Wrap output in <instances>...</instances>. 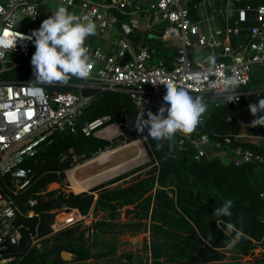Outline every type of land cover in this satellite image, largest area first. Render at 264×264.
Listing matches in <instances>:
<instances>
[{
    "label": "trees",
    "instance_id": "16d2710c",
    "mask_svg": "<svg viewBox=\"0 0 264 264\" xmlns=\"http://www.w3.org/2000/svg\"><path fill=\"white\" fill-rule=\"evenodd\" d=\"M6 76L35 79L30 67ZM263 83L264 78L252 75L244 88L258 89ZM45 86L49 91L72 88ZM83 92L93 93L94 99L78 117L77 129L54 134L51 142L43 143L37 154L24 162V166L32 168L34 177L25 189L12 194L19 209L16 222L23 226L20 241L10 244L5 253L14 257L6 264H86L90 259L114 256L116 245L105 244L100 250V244L106 235L124 233L147 232L148 236L137 252L122 253L112 264H243V255L257 246L264 248V168L258 161L236 164L232 150L241 146L264 156V138L253 141L240 135L264 137V126L251 127L256 117L248 108L250 103L264 98V89L237 103L211 101L194 129L196 133H207L211 140L207 155L201 158H195L192 141L179 148L175 137L164 141L158 150V142L145 137L147 129L141 134L133 127L138 113L126 91L85 87ZM106 114L112 116L111 122L122 123L123 133L116 139L85 135L86 121ZM227 137L230 143L226 142ZM138 138L145 139L150 161L85 191L48 190L52 182L63 186L68 183L66 170L75 161L83 162L121 140L131 142ZM71 148L73 152L69 151ZM215 150L219 153L215 154ZM144 168L149 169L131 182L110 186ZM30 199H36V203L31 205ZM227 200L233 202L231 217L213 216L215 208ZM29 209L35 212L31 217L26 215ZM72 209L85 217L92 211L95 218L89 225L80 220L53 231L56 215ZM228 222L241 231L240 242L232 248L227 247V242L235 233L226 235ZM32 234L39 241L32 243ZM63 250L71 252L72 258L64 259ZM248 264H264V257Z\"/></svg>",
    "mask_w": 264,
    "mask_h": 264
},
{
    "label": "built area",
    "instance_id": "2783aa9c",
    "mask_svg": "<svg viewBox=\"0 0 264 264\" xmlns=\"http://www.w3.org/2000/svg\"><path fill=\"white\" fill-rule=\"evenodd\" d=\"M108 1L109 3L102 4L93 0H70V2L55 0L56 6L45 11L43 5L48 0H0V30L6 31L9 36L17 37L15 49H0V264H6L14 259L13 256H6L5 253L10 244H17L22 237L23 224L16 222L19 209L12 194L25 189L33 180V170L30 166H24V162L34 157L43 143L51 142L54 134L74 132L77 129L78 117L94 99V95L84 93L83 88L126 91L137 113L145 112V118L148 111L158 113L161 106H166L163 102L167 91L164 83L169 80L183 86L191 96L203 97L204 100L211 99L212 102L237 103L250 93L264 89V83L258 89L244 88L252 80V65L264 61V3L256 8L259 24L251 27L250 39L237 47L229 44L223 47V55L230 59H215L214 64L208 61L196 64L193 61L189 46L220 43L215 38L213 30L207 31L210 27L205 25L212 19L206 4L214 0H205L203 17L197 20L192 19L189 11L181 6V0H155L150 3L154 18L167 22L162 37H179L182 43L177 51L176 62L171 68L161 60L153 62L151 51L147 47L141 48L132 59L122 63L121 59L130 50V43L126 38L120 37L117 40L119 49L115 54H108L100 47H93L86 40L88 55L92 61L91 75L87 79L71 77L75 80L39 83L35 82V79L6 76L11 71L26 67L33 68L31 57L36 49L34 39L30 40L28 37L33 30L39 29L43 20L52 16L58 6L67 7L70 12L73 8L79 7V16L96 23L103 32L118 22L116 15L106 13L105 6L122 9L130 4V0ZM225 1L229 6L234 3V0ZM139 7L137 5V8ZM20 14L28 17L30 21L28 24L23 23L24 27H19L17 23ZM246 19V8L239 9L237 22H244ZM227 30L235 33L239 31V27L234 25ZM188 35H193L194 41ZM233 76L239 80L238 86L234 92H224L218 82ZM45 84H66L72 88L49 91ZM230 94L233 95L231 102L227 99ZM111 119L112 116L106 114L86 121L83 132L87 136L96 134L97 131L107 133L113 124H117L119 132H122V123L111 122ZM240 135L244 139L253 141L264 138L246 133ZM175 139L179 148H183L186 141H192L196 148L195 158L207 155V146L211 141L207 133H196L195 130L189 135L177 133ZM225 140L230 143L229 137ZM216 145L220 147V143ZM232 150L235 152L233 159L236 164L258 161L264 168L263 155L251 149H243L241 146H236ZM69 151L73 152V149ZM214 153L218 154L219 151L215 150ZM6 177L9 178L8 181ZM35 203L36 199H30L31 205ZM71 212L74 210L67 211V213ZM59 213L52 224L53 231L83 219V224H89L85 223V217L78 212L74 219L58 222ZM34 214L33 209L26 211V215L30 217ZM30 238L32 243L39 241L35 234Z\"/></svg>",
    "mask_w": 264,
    "mask_h": 264
},
{
    "label": "clouds",
    "instance_id": "9594fccd",
    "mask_svg": "<svg viewBox=\"0 0 264 264\" xmlns=\"http://www.w3.org/2000/svg\"><path fill=\"white\" fill-rule=\"evenodd\" d=\"M96 31L94 22L82 19L63 5L58 6L52 16L43 20L39 29L33 30L28 37L30 40L34 39L36 49L31 57L35 82H66L71 77L89 78L92 61L88 55L86 40L89 36L95 35ZM16 42V36H9L6 31L0 30V49H15ZM207 60L209 63H215L214 56H209ZM218 83L222 85L224 92H234L239 80L233 76ZM164 85L167 89L163 97L166 106H161L158 113L148 111L147 118L145 112L137 114L133 125L141 134L147 129L148 135L145 137L156 140L158 150L163 147L164 141H172L177 133L191 134L207 111L203 97L191 96L183 86L172 80ZM227 99L231 102L233 95H228ZM248 108L256 117L251 122V127L264 126V98L257 103H250ZM232 203L231 200L225 201L223 206L215 208L212 215L218 218L231 217ZM225 233L226 235L235 233L227 242V247H235L240 242L241 231L235 224L226 223Z\"/></svg>",
    "mask_w": 264,
    "mask_h": 264
},
{
    "label": "crops",
    "instance_id": "0c3cea01",
    "mask_svg": "<svg viewBox=\"0 0 264 264\" xmlns=\"http://www.w3.org/2000/svg\"><path fill=\"white\" fill-rule=\"evenodd\" d=\"M93 1L97 3H102V4L109 3L108 0H93ZM152 1H155V0H130L129 2L130 4L122 9L118 7L110 6V5L105 6L106 13L116 15L118 17V22L114 26H112L110 29L103 31V32L100 31L96 25V28H97L96 34L93 36H89L87 38V42H89L93 47H100L108 54L110 53L115 54L119 49L117 40L118 38L123 37V38H126L130 43L129 53L132 56L135 53H137L141 48L147 47L151 51L153 62L161 60L169 68H171L172 66H174L176 62L177 51L181 47L182 43L179 37H169V38L162 37V33H163L165 26L167 25V22L163 19L156 20L154 18L153 10H151L149 6ZM205 3H206L205 0H181L180 2L181 6L187 9L189 11L191 18L195 20L202 19L203 10H204L203 7ZM263 3H264V0H234L233 5L229 6L227 5L225 0H214L213 2H210V4H206L208 13L212 14V19L208 23H205V22L203 23H205L207 27H210V29H207V31L213 30L215 38L218 39L220 43L216 45L198 46L197 44L195 45L193 44L189 46L193 61L196 64L203 63V62L208 61L207 58L209 56H214L215 59H221V60L230 59L228 56L223 55V47L225 46V44H229L232 47H237L239 44L247 42L250 39L251 27L259 24L256 18V8L260 4H263ZM136 4L139 5L140 7L137 8ZM55 6H56L55 0H48V2L44 3L43 5L45 11H49L53 9V7ZM242 8H246L247 10V19L244 22H237L239 9H242ZM72 13L79 16V13H80L79 7L73 8ZM28 19H29L28 17L22 16V14L18 15L17 23L19 27H24L23 23H27V24L30 23ZM234 25H237L239 27V31L235 33L228 32L227 28L232 27ZM188 36L194 41L193 35H188ZM68 80H75V79L70 78ZM57 85L69 86L66 84H57ZM86 94H93V93H86ZM120 133H123V132H119L118 135ZM105 134L106 133H104L103 131H97L95 135L101 138L109 139L107 136H105ZM133 142L131 141L130 143H133ZM133 150H137V148L131 147V149H129L130 156H132L133 153L135 154L136 151L133 152ZM108 162L110 161L100 163L99 165H103ZM138 166L139 165L134 166V167L136 168ZM76 167L72 169L76 171ZM110 167H112V165L108 166L107 168H110ZM134 167L130 169H134ZM70 170L68 169L66 170L67 179L69 181H71L69 177ZM127 172L122 171L100 182L103 183L105 181H108L114 177H117ZM92 175H85L81 179L87 178ZM126 177L120 180H123ZM118 181H115L114 183ZM100 182L95 183L89 188L100 184ZM114 183H112L110 186L116 185ZM127 183H124V184H127ZM54 185L57 187H54L52 189L62 188V189L68 190L59 182L50 183L48 189ZM127 207H132V205H129ZM125 208L122 209L123 220L124 218L126 219ZM73 210L80 213L77 209H73ZM101 215L102 214L98 215V217H100ZM87 217H90L91 222L95 218L92 211ZM91 222L89 224H91ZM143 233H145V236H148L147 232H143ZM124 234L132 235L131 233H124ZM126 252H129V251H126ZM122 253H125V252H122ZM122 253H119V254L121 255ZM116 254H118L117 249H116Z\"/></svg>",
    "mask_w": 264,
    "mask_h": 264
},
{
    "label": "rangeland",
    "instance_id": "374dc122",
    "mask_svg": "<svg viewBox=\"0 0 264 264\" xmlns=\"http://www.w3.org/2000/svg\"><path fill=\"white\" fill-rule=\"evenodd\" d=\"M252 74L255 75L257 78H264V61L254 63L252 65ZM204 102L207 104V107H208L209 104L211 103V99L204 100ZM121 130H122V127H121ZM121 134L122 133H120L119 135H121ZM119 135H116L115 137L118 138ZM115 137H113V138H115ZM110 139H112V138H110ZM138 139L141 140V142L144 144V148H145L146 155H147L146 159L143 162H141V165H142V164L150 161V156L147 152L145 139L144 138H138ZM138 139H136V140H138ZM131 147L137 148V150H133V152H135V151L136 152H135V154L133 153L132 156H130V153H129V149H131ZM115 148H119V150L116 152H113V154L111 155V159L108 160L110 162H108V163H105L103 165H99L100 163H104V162H100L99 160H96V159L94 161L89 162L90 159H87V160H84L83 162H80V163L78 161H75L70 169L77 166L76 171L74 172V175H76L75 177L81 179L85 175H92L95 173L102 172V171L106 170L107 167L110 165H112V167H113V165H118V163L120 164V163H122V161H124V160L126 161V159H129V158L131 159V158L135 157V155L139 151V147L135 143H130V142H126L124 140L123 141L121 140V142L119 144H117L116 146L107 148L103 153H105L106 151H109V150H113ZM99 154H102V153H98V154L94 155L92 158L98 156ZM70 169H68V170H70ZM148 169L149 168H144L138 172H135V173L127 176L125 179L120 180L114 184L117 185V184H124L127 182H131L135 177L144 174ZM131 170L132 169H130L128 171H131ZM54 187H57V186H55V185L51 186L48 190H51ZM64 187L68 190L70 189V190L74 191L71 188V181H69V180H68V183L64 185ZM63 212L67 213V211H64V210H62L60 213H63ZM85 219H86L85 223L91 222L90 217H87ZM83 221H84V219H83ZM75 223L76 222H74L72 224H75ZM144 236H145V233H143V232L137 233L136 235H129V234H121V235H115V236L106 235L105 238L103 239L104 243L100 244L99 249L100 250L104 249L105 244H108V245H106V247H109L110 245L113 244V245H116L118 254H115L112 257L111 256L105 257V258L100 259V260L90 259V260H88V262H86V264H92V263L93 264H112V263H114V261L117 262L119 259L118 256L120 255L119 253L126 252V251L137 252L142 247ZM262 257H264V248H262L261 246H257L250 253L243 255L240 260L242 261L243 264H248L249 262H256L259 258H262ZM125 260H126L125 258H122V261H125ZM140 264H145V263L143 262Z\"/></svg>",
    "mask_w": 264,
    "mask_h": 264
},
{
    "label": "bare ground",
    "instance_id": "6f19581e",
    "mask_svg": "<svg viewBox=\"0 0 264 264\" xmlns=\"http://www.w3.org/2000/svg\"><path fill=\"white\" fill-rule=\"evenodd\" d=\"M120 131L119 126L117 124H113L110 126L108 129V132L106 133L107 137H111L113 134L118 133ZM105 133V132H104ZM133 143L138 145L139 151L133 158L126 159V161H122V163H118V165H113L111 168H107L106 170L99 172L97 174H94L92 176H89L84 179H79L74 176V169H71L69 171V177L71 180V188L75 192H80L83 190L88 189L90 186L94 185L95 183H98L100 181H103L107 179L108 177H111L112 175H115L117 173H120L122 171H127L128 169L137 166L141 164L146 159V151L144 148V144L141 142V140H135ZM120 148V147H119ZM119 148H115L113 150L106 151L105 153L99 154L98 156L91 158L89 162L96 160H99L100 162H106L111 159V155L113 152H116L119 150ZM77 168V167H76ZM135 168V167H134ZM101 183V182H100ZM77 217V211L71 212V213H63L59 216H57V221L58 222H64L70 221Z\"/></svg>",
    "mask_w": 264,
    "mask_h": 264
},
{
    "label": "water",
    "instance_id": "95a60500",
    "mask_svg": "<svg viewBox=\"0 0 264 264\" xmlns=\"http://www.w3.org/2000/svg\"><path fill=\"white\" fill-rule=\"evenodd\" d=\"M130 59H132V55H131L129 52H127L126 56H124V57L121 59V62H122V63H125V62H127L128 60H130ZM62 257H63L64 259H71V258H72V254H71V252H69V251L63 250V251H62Z\"/></svg>",
    "mask_w": 264,
    "mask_h": 264
}]
</instances>
